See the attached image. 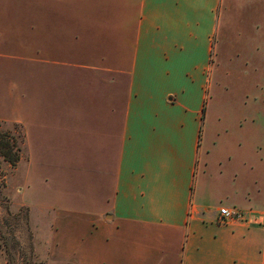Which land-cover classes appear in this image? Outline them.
<instances>
[{"label":"crops","instance_id":"crops-1","mask_svg":"<svg viewBox=\"0 0 264 264\" xmlns=\"http://www.w3.org/2000/svg\"><path fill=\"white\" fill-rule=\"evenodd\" d=\"M219 5L0 0V120L24 130L54 261L264 264V169L254 190L248 149L221 174L204 148Z\"/></svg>","mask_w":264,"mask_h":264},{"label":"rangeland","instance_id":"rangeland-1","mask_svg":"<svg viewBox=\"0 0 264 264\" xmlns=\"http://www.w3.org/2000/svg\"><path fill=\"white\" fill-rule=\"evenodd\" d=\"M211 104L213 112L207 122ZM208 126L204 148L209 153V169L229 174V160L246 148L255 190L264 169V0H220L203 130ZM0 129L18 139L24 134L21 162L12 167L0 157V264H67L51 257L52 213L35 214L19 192L28 157L24 130L18 122L9 120H0ZM201 171L200 162L197 175ZM67 235L64 232L65 238Z\"/></svg>","mask_w":264,"mask_h":264},{"label":"trees","instance_id":"trees-1","mask_svg":"<svg viewBox=\"0 0 264 264\" xmlns=\"http://www.w3.org/2000/svg\"><path fill=\"white\" fill-rule=\"evenodd\" d=\"M24 144V134L18 139L0 129V157L14 167L21 158Z\"/></svg>","mask_w":264,"mask_h":264},{"label":"built area","instance_id":"built-area-1","mask_svg":"<svg viewBox=\"0 0 264 264\" xmlns=\"http://www.w3.org/2000/svg\"><path fill=\"white\" fill-rule=\"evenodd\" d=\"M218 212L222 220L243 219L245 217L244 212L236 207H220Z\"/></svg>","mask_w":264,"mask_h":264}]
</instances>
